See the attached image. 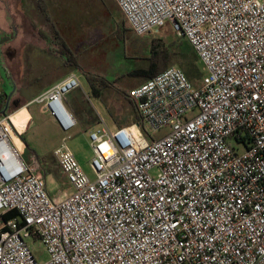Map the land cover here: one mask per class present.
<instances>
[{
	"label": "built area",
	"instance_id": "obj_1",
	"mask_svg": "<svg viewBox=\"0 0 264 264\" xmlns=\"http://www.w3.org/2000/svg\"><path fill=\"white\" fill-rule=\"evenodd\" d=\"M115 2L137 36L170 23L204 66L200 86L170 67L128 91L141 121L90 131L95 179L64 139L53 157L72 190L58 197L0 93V264H264V0ZM79 89L72 72L25 108L69 133Z\"/></svg>",
	"mask_w": 264,
	"mask_h": 264
},
{
	"label": "rangeland",
	"instance_id": "obj_2",
	"mask_svg": "<svg viewBox=\"0 0 264 264\" xmlns=\"http://www.w3.org/2000/svg\"><path fill=\"white\" fill-rule=\"evenodd\" d=\"M33 2L36 11L28 16L35 20L37 26H27L26 37L22 42L16 41V44L11 45L16 40L17 27L8 10L6 17L15 28V37L0 27V93L11 98L14 110L25 107L27 101L44 88V84L53 82L63 72L59 65L63 63L62 58L52 51L58 49L56 44L60 40L64 41L75 55L81 69L75 71L65 67V72H76L80 77L81 89L71 94L72 104L79 105L80 112L71 109L77 120V127L69 133L63 132L41 105L33 104L28 110L24 109L21 114L24 121L16 128L20 133L25 132L22 134V139L28 145L25 160L31 162L32 154L36 153L42 167L39 175L46 172L49 191L56 194L60 190L59 194H64L71 190L53 157L54 151L70 136L66 141L67 146L84 173L90 179H95L96 175L91 167L94 152L89 139L90 131L100 128L103 121L112 129L118 128L110 113L117 118L119 124L133 125V106L121 92L127 94L144 81L130 74L148 66L154 39L161 38L169 44L181 38L176 36L170 23L159 34L137 36L129 31L128 23L115 0H32ZM31 8L33 7H26L27 11H31ZM119 33H124L123 40L118 36ZM25 46V52L19 55L20 49ZM180 60L173 55L170 67L179 68L175 63ZM19 61L22 64L20 71L17 69ZM200 64L204 73V66ZM57 66L61 70L52 72ZM18 73L21 75L19 80ZM86 74L115 82V87L103 89L102 97L97 98L85 79ZM134 131L139 135L137 129ZM165 133L163 131L155 137ZM12 136L14 143L22 148L20 139L14 134ZM29 243L40 262L48 260V253L40 241L31 240Z\"/></svg>",
	"mask_w": 264,
	"mask_h": 264
},
{
	"label": "trees",
	"instance_id": "obj_3",
	"mask_svg": "<svg viewBox=\"0 0 264 264\" xmlns=\"http://www.w3.org/2000/svg\"><path fill=\"white\" fill-rule=\"evenodd\" d=\"M129 31L131 30L129 29ZM118 36L122 40L125 37L124 33H119ZM57 40L59 39L57 38ZM56 47L58 49H53L52 51L56 52L54 54H57L60 58H62L65 67L72 68L75 71H79L81 69L75 55L72 53V51L69 49V47L64 41L60 40L56 44ZM173 55L178 56L181 59L180 62H176L175 64L179 66V68L184 72V74L194 84L195 87H199L201 83L200 81L202 80V77L204 75L200 67L201 62L197 54L193 50L192 46L190 45V43L187 40H184L183 38H181L179 41H176L175 43L172 42L169 44H167L161 38L154 39L151 45L150 57L148 59L149 62L148 66L135 70L130 74V76L138 77L142 79L144 82H146L154 78L156 75L160 74L161 72L165 71L166 69L170 68L171 66L170 60L172 59ZM85 79L87 80L92 93L97 98L102 97L101 92L103 89L115 87V82H109L107 79L102 77L86 74ZM121 93L126 98V100L133 106V115L135 119L133 124L140 122L141 121L140 114L137 111L135 103L129 98L128 92L127 94L125 92H121ZM65 102L68 108L70 109V111L71 109L74 110L75 112L79 111V105L74 106L72 104L71 95L66 97ZM0 109H2V104H0ZM110 116L113 122L118 125V127H123L121 123L120 124L118 123L117 118L112 113H110ZM21 139H22V135H21ZM22 141L27 145L25 140L22 139ZM36 158L38 159V161H41L38 156H36ZM16 216H17L16 212H10L4 216V219L8 220L11 218H15Z\"/></svg>",
	"mask_w": 264,
	"mask_h": 264
},
{
	"label": "crops",
	"instance_id": "obj_4",
	"mask_svg": "<svg viewBox=\"0 0 264 264\" xmlns=\"http://www.w3.org/2000/svg\"><path fill=\"white\" fill-rule=\"evenodd\" d=\"M38 2H39V0H38ZM27 6L28 7H31V6L33 7V8H31V11H27V9H26ZM35 6L36 5H35L34 2L32 3V0L31 1L30 0H0V27L2 29H4L6 32L12 33V37H15V35L13 36V30H15V28L12 27L13 24L10 21V19L6 17L7 10L11 13L12 18H13V22L16 23V27H17V33H16V38H15L16 40H15V42L11 43V45L12 44H16V41L18 43V42H22V40L25 39V37H26L25 36V32L28 29L27 26H30L32 28L37 26V23L35 22V20L28 16L29 13L31 14L32 12L36 11L35 8H34ZM25 49H26V46L23 49L21 48L20 52H19V55L21 53L25 52ZM59 65L62 66L61 67L63 69L62 74L58 75L57 77H55L53 79V82H49V83L44 84V88L42 90H39L38 92H36L35 96H33L31 99H29L27 101V103H29L35 97H37L38 95H40L41 93H43L44 91L49 89L51 86H53L54 84H56L59 81H61L62 79H64L67 75L72 73V72H70V73L69 72L68 73L65 72V66L63 65V63H60ZM21 68H22V64L19 61V65L17 67L18 71H20ZM61 68L59 66H57L55 69H52V72L59 71V70H61ZM20 77H21V75L18 73V80L20 79ZM26 109L28 110V107ZM23 121L24 120L22 118L20 125L23 123ZM23 133H25V132H23ZM23 133H20V134L22 135ZM20 141L23 144V147L20 148V150L23 153V156H25V153L27 152L28 148H27V145L22 141L21 137H20ZM36 156H38L36 153L32 154L33 158H35ZM32 157H31V161L33 159ZM66 182H67V180H66ZM67 185L69 186L70 190H72V188L68 184V182H67ZM59 193H60V190L56 194H52L51 193V195L53 197H58V196L61 195Z\"/></svg>",
	"mask_w": 264,
	"mask_h": 264
},
{
	"label": "bare ground",
	"instance_id": "obj_5",
	"mask_svg": "<svg viewBox=\"0 0 264 264\" xmlns=\"http://www.w3.org/2000/svg\"><path fill=\"white\" fill-rule=\"evenodd\" d=\"M24 109H25V107H23V108H21L15 115H13V117H12V121H13V123H14V125H15V127L17 128L19 125H20V123H21V119H22V117H21V114H22V112L24 111ZM14 140V139H13Z\"/></svg>",
	"mask_w": 264,
	"mask_h": 264
}]
</instances>
